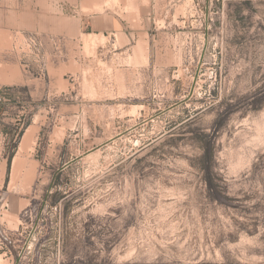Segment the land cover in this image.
<instances>
[{
  "label": "rangeland",
  "instance_id": "374dc122",
  "mask_svg": "<svg viewBox=\"0 0 264 264\" xmlns=\"http://www.w3.org/2000/svg\"><path fill=\"white\" fill-rule=\"evenodd\" d=\"M64 1L124 26L49 59L0 264H264V0Z\"/></svg>",
  "mask_w": 264,
  "mask_h": 264
},
{
  "label": "crops",
  "instance_id": "0c3cea01",
  "mask_svg": "<svg viewBox=\"0 0 264 264\" xmlns=\"http://www.w3.org/2000/svg\"><path fill=\"white\" fill-rule=\"evenodd\" d=\"M69 4L74 6L73 2ZM122 26L124 22L108 9L72 17L58 10L51 0H0V95L4 97L0 103V194L14 186L8 211L12 217L19 216L21 221V213L30 206L25 204L30 201L27 194L33 183L32 166L36 163L30 147L36 145L42 130V104L35 106L40 109V123L34 120L26 123V113L34 109L33 102L42 99L46 90L37 67L25 72L19 57L11 52L15 34L24 31L58 34L67 39L63 51L70 55L74 41L82 34L113 38ZM53 52L51 49V55L57 59L61 56ZM34 172H38V167Z\"/></svg>",
  "mask_w": 264,
  "mask_h": 264
},
{
  "label": "built area",
  "instance_id": "2783aa9c",
  "mask_svg": "<svg viewBox=\"0 0 264 264\" xmlns=\"http://www.w3.org/2000/svg\"><path fill=\"white\" fill-rule=\"evenodd\" d=\"M61 10L70 12L75 17H79L80 10L70 7L66 1L59 0ZM66 43L65 38H57L35 31H24L15 34V43L11 52L19 57L21 66L25 72H30L33 66H36L40 75L43 77L47 70L49 59H51V49L54 52H60ZM56 58V57H55ZM4 97L0 95V103ZM10 201L6 193L0 194V250L4 253L13 255V250H18V241L16 234L19 230L9 229L5 215L9 211ZM28 210L24 213L27 214Z\"/></svg>",
  "mask_w": 264,
  "mask_h": 264
},
{
  "label": "bare ground",
  "instance_id": "6f19581e",
  "mask_svg": "<svg viewBox=\"0 0 264 264\" xmlns=\"http://www.w3.org/2000/svg\"><path fill=\"white\" fill-rule=\"evenodd\" d=\"M99 12V11H98ZM90 35H92V34H90ZM13 221V220H12ZM13 223V222H12Z\"/></svg>",
  "mask_w": 264,
  "mask_h": 264
}]
</instances>
